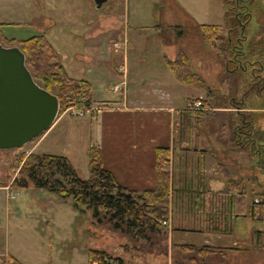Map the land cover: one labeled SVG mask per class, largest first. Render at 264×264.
Returning a JSON list of instances; mask_svg holds the SVG:
<instances>
[{
	"label": "rangeland",
	"instance_id": "rangeland-1",
	"mask_svg": "<svg viewBox=\"0 0 264 264\" xmlns=\"http://www.w3.org/2000/svg\"><path fill=\"white\" fill-rule=\"evenodd\" d=\"M228 1L234 7V0ZM249 4L252 17L246 29L247 39L253 38L264 25V0H252ZM224 12V0H109L100 8L96 7L93 0H0V43L4 47H18L10 39L22 41L31 36L45 35L49 42L57 46V61L64 64L67 72L76 77L74 79L95 80L91 90L93 104L112 107L115 102L124 100L123 91L127 92L129 99L135 97L138 102L157 104L162 103L161 83L155 79L154 74L148 73L166 71L165 60L177 59L180 52L186 56L192 72L189 56L194 55L197 44L206 47L198 27L193 29L195 23L192 18L200 24H222ZM176 27L180 29L173 30ZM101 45L104 47V55L100 53L103 49L99 50ZM171 50L176 51V54L171 53ZM211 50L216 53L219 69L224 58L227 59L230 54ZM109 51L112 54L111 60L107 58ZM123 59L125 71L124 68L118 71L117 66L123 63ZM122 79L127 83L125 90L120 85ZM219 81L221 77L218 84ZM114 86L123 89L117 92ZM214 86L217 87L216 84ZM138 88H142L139 93L136 92ZM203 91V109L210 101L222 106L234 104L229 101L226 86L221 87L217 96H207L206 91ZM145 94H151V97L145 98ZM172 99L179 108L184 107V102ZM196 100V96H193L187 104ZM89 102L79 98L75 105L69 106L64 112L58 111L56 119L64 116L54 124L44 142L35 150V153L45 152L66 157L72 162L78 177L84 180L89 177V154L85 142L86 132L82 126L92 121L89 112L85 113ZM263 104L261 101L256 102V106ZM82 106L86 109L83 111L84 116L79 117L76 115L79 112L76 107ZM190 116H185L186 124L182 123L189 138L194 133L193 127L201 124L207 127L204 121L199 125L197 123L204 119L196 121L197 125L193 126L196 124L193 123L194 116ZM255 126V133H258V138L259 135L263 137V142L264 117ZM225 136L230 137V133L227 131ZM34 143L36 139L21 149L0 151V264H11L12 259L20 264H87V252L90 249L118 257L124 264H239L240 253L235 251L244 249L249 253V258L247 263L244 259L243 264H264V223L252 219L234 221L235 214L240 212L237 208L232 209L227 201L235 198L238 191L235 196L231 192H220L212 197L207 194L209 186L204 184L203 187H197L191 184V180L190 192H185L183 184L186 181L182 172L186 166L191 165L190 159L188 163L182 162L186 166L176 159L174 163V155L169 160L173 185L169 195L172 213L169 218L172 225L169 219L164 220L167 224L161 222V233H150L137 242L120 231H114L109 225L96 223L90 210L82 206L74 208L70 200H62L60 196L36 189L32 185L20 190L11 187L12 180L18 177L20 164L16 163L17 158L24 151L32 153ZM220 153L218 157L223 159ZM239 155L236 151L228 156ZM262 165L264 168V162L261 161L260 167ZM229 172L234 175V170L229 169ZM243 179L247 201L250 202L253 197L249 191H254V194L264 192V178L261 175L259 180L256 179L252 168L245 171ZM4 185L8 187L1 188ZM210 186L212 190H218L212 181ZM225 189L223 186V191ZM246 215L249 216V213L246 212ZM175 228L178 231L174 239L169 234ZM184 229L192 231L194 235L189 233L187 237H179ZM212 229H219L224 234L212 233V246L203 245L198 231ZM234 235L243 239L239 240L236 236L233 238ZM178 242L185 244H175ZM233 242L235 244L231 246ZM175 245L185 246L176 248ZM191 245L196 248H220L224 249V253L207 255L205 252L189 250L187 247Z\"/></svg>",
	"mask_w": 264,
	"mask_h": 264
},
{
	"label": "crops",
	"instance_id": "crops-1",
	"mask_svg": "<svg viewBox=\"0 0 264 264\" xmlns=\"http://www.w3.org/2000/svg\"><path fill=\"white\" fill-rule=\"evenodd\" d=\"M192 22L195 23L193 26L194 30L198 25L220 26L223 24V22L222 24L215 25L206 23L200 24L197 23L193 18ZM242 40L243 41L241 43L244 44L257 42V49L259 50V55H261L264 51V25L251 39H247L245 32V38H242ZM181 42L183 45L182 48L184 49V41L182 40ZM181 42L179 44H181ZM201 43H203L202 40ZM203 45L208 47V52L206 51V47H202L197 44V50L193 52L194 55L192 57L188 55L190 68L192 72L198 74L206 82V85L209 88V93H211L207 94V96H213V94L216 95V93H219V90L222 87H220V85L217 83L219 78L224 73L226 74L228 72H226L227 68H230L231 70L235 67V65L232 62L228 63V65L227 63H223L221 66L219 65L220 68L218 69L216 53L211 52L212 50L207 43H204ZM103 48V45H101L99 50H102ZM107 48L109 49V47ZM100 53H103L104 55V49L103 52ZM171 53L176 54V51L171 50ZM163 57L166 59L165 56ZM107 58L109 60L112 59V54L110 51L107 55ZM256 66L261 67V71L263 72L260 71L259 73L264 74V59L262 61V66ZM117 68H124L125 71L126 66L124 59L123 63L117 66ZM245 70L241 73L242 77H245V72L248 71L247 69ZM148 74H154L153 76H155V79L157 78L158 82L161 83L160 87L162 88V103L159 102L157 104H153L149 102H138L137 99H134L135 97L129 99L127 92L123 91L122 95L124 100H122V102H115L114 106L109 107L102 104H93L90 92L91 101L89 106H87V112L85 113L89 112L90 116L92 117V121L88 120L89 122L82 126L86 132L85 142L87 151L89 147L99 148L101 151L103 167L113 175L118 183L129 191L142 193L146 190H153L157 186L156 171L154 167L155 149L159 147H170L172 150V155H174V163L175 159L180 164H182V162L188 163V160H191L190 166L182 164L186 166L182 172L184 180L186 181V183L183 184V186L186 188L185 192H190L191 185L189 182H191V180V184L193 183L197 187H203L204 184L209 186L207 194L209 196L212 195V197L214 194L220 192L226 193L228 187L225 179L227 177L234 180L235 182H241L242 186L235 187L230 191L231 193H234L233 196H235L237 191L241 195L238 196L237 193L236 197L230 199L227 201V203L232 205V209L237 208L240 212L235 214V222L242 219L245 221L251 219L249 210L253 207L251 206V200L249 202V200L247 201L245 199V180L243 178L245 171L249 170L250 168L254 170L256 179L261 178L262 168L260 167L259 163L260 158L248 152V141H246V148L237 150L234 149V145L230 141V137L225 135L227 131L231 134L232 124L239 123L240 119L252 121V126L255 133L256 123L261 122L264 117V104L262 106H256L257 101L264 103V86L261 89L250 91V88H247V83L241 84V82L238 85V90H236L234 96L230 99L233 101L234 104L232 105L234 106H222L221 104L217 105L210 101L208 105L205 106L201 111L191 113L185 109L186 106L189 105L187 102L193 96H196L197 100H199V98L201 100V98H203L201 95V93H204L203 90H192L189 87H186L183 83L176 79V77L168 69L167 65L166 71L164 72H159L157 74L152 71ZM83 80L90 84L92 90L95 80L91 78H85ZM215 84L217 87L214 86ZM120 85L124 86L125 90L127 83L122 79ZM121 89H123V87H121ZM121 89H118L117 92ZM141 91L142 88L136 89V92L138 93ZM193 92L195 93L194 95ZM228 96L230 98L229 92ZM144 97L149 98L151 97V94H145ZM172 98L181 100L182 103L184 102V107L179 108L180 106L173 103ZM189 113L193 114L194 116L193 123H196V121L202 119L204 120L197 122L198 125L203 121L204 123H207V127H205L206 124H201L199 125L200 127H193L194 133L191 134V138L188 137L189 134L185 129V126L182 124H186L185 116L189 117ZM63 116L64 115L56 119L51 128ZM197 123L193 126H196ZM50 129L40 138L36 139V143H34L32 147V153H35V150L41 146L45 138L49 135L48 132ZM222 134L224 138L222 137ZM257 135L258 133H256V138L258 140L256 142H258L259 145L264 146V141L262 142L263 137H260L259 135L258 138ZM176 146L177 149L175 150ZM251 148H254L253 144H251ZM236 151L240 153L239 156H228L229 153L231 154ZM219 153L221 155L220 157H223V159L218 157ZM37 154L47 153L39 152ZM210 161L212 162L211 165H209ZM218 164L223 165L218 166ZM229 169L234 170V175L230 174ZM220 178L223 180H220ZM211 181L213 185L218 186V190H212L213 187L210 186ZM223 186L226 188L224 191ZM7 187L8 185L1 186V188ZM238 189H240V191ZM194 190L199 192L196 189ZM249 192L251 195H254V191ZM206 202L210 203V201ZM246 212L249 213V216L246 215ZM170 214L172 213L170 212ZM169 222L172 225L170 218ZM177 231L178 230L175 228L170 231L169 235L175 239L177 236ZM231 232L233 233V230H231ZM258 232L260 231L258 230ZM189 233L194 235L192 231L184 229V233H180L179 237H187ZM222 233L224 234V232ZM198 234L201 236L203 245L212 246L210 244L211 239H213L212 236H214L212 233L209 231H198ZM235 236L236 235H234L233 238H235ZM237 239L242 240L243 238ZM175 244H185V242H178ZM234 244L235 243L233 242L231 246ZM238 252L240 253L241 258L239 264H243L244 259H246L247 263L249 253L247 251L245 252L244 249L235 251V253ZM230 253L232 254L233 251Z\"/></svg>",
	"mask_w": 264,
	"mask_h": 264
},
{
	"label": "trees",
	"instance_id": "trees-1",
	"mask_svg": "<svg viewBox=\"0 0 264 264\" xmlns=\"http://www.w3.org/2000/svg\"><path fill=\"white\" fill-rule=\"evenodd\" d=\"M250 1L252 0H234V7H231L230 1L224 0L225 12L222 25L197 26L202 34V40L213 50L226 51L230 54V57L224 58V63L228 65L232 62L235 65L231 70L227 68L226 72H228L224 73L221 76V82L219 81L220 85L228 87L230 99L238 90L241 82V84L247 83L250 91L261 89L264 86V74L259 73L261 67L256 66H262L264 51L259 55L257 42L245 43L246 46L241 43L242 38H245L251 17L250 4L247 5ZM178 28L180 29L176 27L173 30ZM17 45L26 57V66L35 82H39L41 87L58 98L59 113L75 105L79 98L86 103L89 102L90 84L74 79L67 72L65 66L57 61L58 53L55 45L49 42L45 35L31 36L18 42ZM224 45L227 47L223 48ZM165 63L176 79L185 86L205 90L207 94H211L206 82L198 74L190 71L188 60L183 53L180 52L177 59L173 61L165 60ZM245 69L248 71L245 72V77H242L241 73ZM190 115L193 114L189 113V118H191ZM230 141L237 150L246 148V141H248V152L258 156L259 163L264 162V146L256 142L258 140L252 121L240 119L239 123H233ZM251 144L254 146L253 149ZM88 154L89 177L84 180L78 177L71 162L64 156L37 153L25 156L22 153L16 160V163L20 164L18 177L12 180L11 187L20 190L32 185L36 189L56 194L62 200H70L74 208L82 206L90 210L92 219L96 223L109 225L114 231H120L137 242L145 239L150 233H161L163 231L161 222L169 219L171 211L169 195L172 174L169 160L172 150L170 147L155 149L154 167L157 186L153 190H146L142 193L129 191L118 183L113 175L103 167L99 148L89 147ZM220 165L223 164H218ZM261 168V175L264 176L263 165ZM225 180L228 187L226 193L235 187L242 186L241 182H235L228 177ZM256 195L264 196V192L252 196ZM249 212L251 219L264 223V210L253 207ZM209 232L222 233L219 229H212ZM177 246L184 247L185 245H175L176 248ZM201 247L196 248L191 245L187 248L196 252H205L207 255L217 252L224 253V249ZM87 256V264H124L120 258L100 250L90 249ZM12 260L11 264H20L15 259Z\"/></svg>",
	"mask_w": 264,
	"mask_h": 264
},
{
	"label": "water",
	"instance_id": "water-1",
	"mask_svg": "<svg viewBox=\"0 0 264 264\" xmlns=\"http://www.w3.org/2000/svg\"><path fill=\"white\" fill-rule=\"evenodd\" d=\"M108 1L93 0L97 8ZM58 111V98L35 82L24 53L0 43V151L21 149L41 137Z\"/></svg>",
	"mask_w": 264,
	"mask_h": 264
},
{
	"label": "built area",
	"instance_id": "built-area-1",
	"mask_svg": "<svg viewBox=\"0 0 264 264\" xmlns=\"http://www.w3.org/2000/svg\"><path fill=\"white\" fill-rule=\"evenodd\" d=\"M115 91L118 90V87H115L114 88ZM187 110H190V111H201L203 108H202V101L199 99V100H196L194 102H192L191 104H189L187 106ZM76 109L79 110V112L76 113L77 116L79 117H82L83 116V111L84 109H86L85 107H76ZM31 152L30 151H24V154L27 156L29 155ZM251 206L256 208V209H262L264 210V196H253L252 199H251ZM167 222H163V225H166Z\"/></svg>",
	"mask_w": 264,
	"mask_h": 264
},
{
	"label": "flooded vegetation",
	"instance_id": "flooded-vegetation-1",
	"mask_svg": "<svg viewBox=\"0 0 264 264\" xmlns=\"http://www.w3.org/2000/svg\"><path fill=\"white\" fill-rule=\"evenodd\" d=\"M4 25V24H3ZM14 25V24H13ZM13 43H18V42H21V40L19 39H15V38H12L10 39Z\"/></svg>",
	"mask_w": 264,
	"mask_h": 264
}]
</instances>
